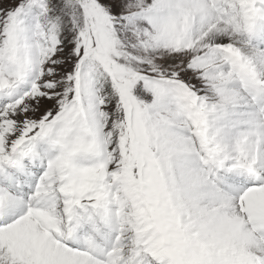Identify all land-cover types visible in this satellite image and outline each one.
I'll return each instance as SVG.
<instances>
[{
    "label": "snow or ice",
    "instance_id": "obj_1",
    "mask_svg": "<svg viewBox=\"0 0 264 264\" xmlns=\"http://www.w3.org/2000/svg\"><path fill=\"white\" fill-rule=\"evenodd\" d=\"M0 264H264V0H0Z\"/></svg>",
    "mask_w": 264,
    "mask_h": 264
}]
</instances>
